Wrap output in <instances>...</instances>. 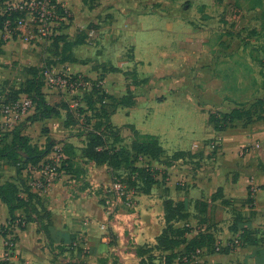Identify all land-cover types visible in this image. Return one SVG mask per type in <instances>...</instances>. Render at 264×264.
<instances>
[{
	"label": "rangeland",
	"instance_id": "rangeland-1",
	"mask_svg": "<svg viewBox=\"0 0 264 264\" xmlns=\"http://www.w3.org/2000/svg\"><path fill=\"white\" fill-rule=\"evenodd\" d=\"M8 3L0 2V13ZM94 5L99 7L93 16L84 11L90 18L89 25L64 34L84 44L73 49L77 63L71 68L59 58L62 46L56 45L55 38L48 42L33 39L29 43L20 34L16 40L12 36L6 39V45L10 43L19 51L25 46L38 52L39 58L48 53L50 64L43 67L44 80L46 71H50L54 79L70 75L83 80L86 88L80 90L44 88L49 98L62 100L75 110L85 105L81 100L91 89L89 80L100 84L112 96L107 118H104L110 127L107 140L111 146L118 144L125 151L124 161L120 166H112L114 169L86 161L82 151L90 143L91 125L82 117L80 124L72 126L68 131L69 143H73L76 151L70 154V148L67 149L71 173H66L48 191L41 192V196L38 194L40 198H33L40 210L32 205V216L29 217L37 222L39 249L35 255L32 253L25 258L28 255L21 252L23 232H18L13 264H27L36 256L59 264H86L102 245L106 249L100 255L104 257L101 261L106 263L108 257L115 259L113 264H119L116 230L121 231L123 242L131 237V231L140 241L151 242L165 227V198H173L174 203H185L186 195L192 189L200 188L195 181L196 175L203 170L222 166L247 169L246 194L252 191L249 188L252 179L258 188V192H253L254 203L264 186V137L254 140L256 133L264 132V0H98L91 2V6ZM66 7L63 8L68 18L57 36L75 25L74 11ZM28 30L37 35L33 24ZM55 52H58L56 57ZM12 53H16L14 60H4L0 64V95L8 89L20 88L25 82L21 69L29 61L19 58L15 51ZM122 97L136 99L134 110L120 106ZM233 112L240 117L225 122L222 115ZM211 115L215 121L211 122ZM26 119L18 128L27 126ZM10 137V132L0 128V141H8ZM44 141L40 135L39 145H44ZM223 141L226 144L237 142V148L233 150L235 160H225L228 152ZM57 145L62 147L60 143ZM147 146L156 157L139 165L161 173L158 185L146 195L144 186V194L138 193L134 207L117 203L111 192L113 181H127L133 154ZM242 153L247 155L242 156ZM178 158H184V162L178 164ZM8 165L11 164L5 161L0 169L6 178L11 174ZM173 166L181 173L175 180L165 168ZM256 172H260V178ZM230 174L235 181L236 172L232 170L227 175ZM59 183L65 188L55 191L57 201L54 217H51L47 204L42 201ZM208 187L206 182V188L202 190L204 198L209 194ZM21 192L28 190L22 188ZM80 194H85L87 199L83 212L72 207L76 196H82ZM95 196L105 203L103 211L107 219L103 222L84 213L95 212L91 201ZM238 204L241 203L235 201L228 207L229 211L224 210L230 214L228 217L221 209L214 208L203 217L192 212V219L186 224L172 223L169 227L193 231L189 233L190 237L196 232H204L220 246L217 253L222 254L225 249L230 253L237 252L243 244L233 251L228 247L234 242L235 234L229 239H219L218 235L227 232L235 223L231 208L238 209ZM185 206L187 210L189 207ZM6 226L9 227L8 222L0 223V258L5 244L2 228ZM59 227H64V235L54 233ZM255 230L259 240L264 241V226L257 224ZM175 236L182 243L187 242L181 232ZM144 252L143 256L147 252V257L155 259L156 263H167L165 252L155 249H144ZM206 255L202 251L193 256L195 260L191 264H213L205 261Z\"/></svg>",
	"mask_w": 264,
	"mask_h": 264
},
{
	"label": "crops",
	"instance_id": "crops-1",
	"mask_svg": "<svg viewBox=\"0 0 264 264\" xmlns=\"http://www.w3.org/2000/svg\"><path fill=\"white\" fill-rule=\"evenodd\" d=\"M58 3L60 4L61 7H64V8L68 6L71 10L74 11V14L76 17L74 27L73 28L71 27L67 31L63 32L62 36L65 37L64 40H62L59 43H56V45L60 44L62 46L61 49H59V52H60L59 58H61L62 62L65 65H67L66 67L71 68L72 65H76L74 63H77L76 61L77 59L73 55L74 54L73 49L75 47H79L84 44H81L77 40L75 41V39H73L72 37L68 38L64 34L82 30L83 27L89 25L91 21H89L88 19L90 18L86 17V14L84 11L85 10L88 11L90 15L93 16L95 14L93 12L97 10L100 4L97 6V8L90 9V7L85 3V0H60L58 1ZM28 21L31 22L32 19L29 18ZM2 35L5 36V39H8V40L10 39L9 35L0 33V36ZM70 46H71V49H69ZM11 47L12 45L10 43L4 46L3 55L0 57V64H2L4 60H6L7 62L14 60V56L16 55V53H12V51L17 52L19 58L20 57H22L23 59L27 58L29 62L27 64H24L21 69L22 72H24L23 76H24L25 81L33 79V75L31 73H27V69L36 68L39 74H41L43 73V67L50 64L49 62H47L48 60L47 56L49 55L48 53L47 55L41 56V58H39L37 56L39 55L38 52L35 53L33 51H30V49L25 46L20 51L17 50L16 47H12V49ZM54 54H55L54 57H56L58 52H55ZM64 56L66 57L63 58ZM53 60L55 59L53 58ZM44 93L46 94V100L49 106L57 107L61 105L62 103H64L62 102V100H54L56 98H49L50 96L47 95L45 90H44ZM135 105L136 103L134 104V106L128 107V109L134 110V107H136ZM120 106L127 108V106L125 105H120ZM71 127H72V124H70V122L68 121L66 111L60 109L59 114L54 118L45 119V120H42L36 123L28 122L27 126H25L24 128L23 127L19 128V129L23 135L28 136L30 138L31 145L38 147L40 150H46V148L51 145H53V148H54L57 144L60 143L62 144L63 147L68 146V148H70V151L74 152L76 151L75 146L73 145V143H69V140L71 139H69L70 135L68 134V131L70 130ZM40 135L45 138V141L43 143L44 145L42 146L39 145L38 143V139L40 138ZM263 137H264V132L256 133V135L254 136V140L258 138H263ZM7 142L11 143V138ZM223 144H226V142L223 141ZM71 145L73 147H71ZM236 145H237V142L236 143L234 142L233 144L224 145L225 151L228 152L225 156V160H228V161L235 160L236 157L234 156L233 150L237 148L235 147ZM82 154H83V151H82ZM85 159L86 161H89L87 158ZM89 162H91L95 166H98L96 163L92 161H89ZM175 167L176 166L165 167L168 170L167 174L171 176L172 180L177 179V177L181 174L175 170L176 169ZM1 168L3 167L0 166V169ZM7 169H9V172L11 173L9 178L2 176L3 171L0 170V185H5L7 183H14L19 187L20 185L17 180L16 169L11 165H8ZM232 170L233 172H236L237 174L235 181L233 179L234 178L233 175L231 174L230 176L227 175ZM246 170L243 167L232 168V167L222 166L221 168L220 167L210 168L207 171L203 170L199 172L198 175H196L197 180L195 181V183L198 184V187L200 188L192 189L191 193L189 195H186L187 198L185 197V204H187L189 208L184 213L188 214V218L182 221L174 220L170 223V225H172V223L186 224V222L189 219L190 220L192 219L190 217V214L192 212L193 213L195 212V214L203 217V216H206L207 213H209V211L214 208L221 209L222 213H225V215L228 217L230 216V214L227 212L230 209L228 207H231V204H233L235 201L241 203L237 205L238 209L235 208L234 210V207L231 208L233 210L232 212L233 215L235 214L234 215L235 223L232 225L231 229L227 227L228 230L224 234L220 235L219 233L218 235L220 236L219 239H222V238L229 239L232 237L233 234H235V232L238 229L248 227V229H250L255 234V237L258 239V241L256 242L255 240H249V242L245 244L241 250H238L237 252H233V253L232 252L230 253L229 251L224 252L222 254L213 253V252L208 251V249L205 248L204 250H202L204 253L207 254L205 261L211 262L213 264H234V263L235 264H264V241L259 240V236L256 235V232L258 231L255 230V225L257 224H262V226H264V221H263L264 220V186H262V191L257 197L258 199L257 203H249V198H248V195L246 194L247 188H248L249 174ZM259 174L260 172H256V175L260 178L261 175ZM206 177H208V179ZM205 179H207V181ZM206 182L209 184V187L207 188L209 194L204 198L202 196V190L204 189V187L206 188ZM62 188H65V187H63L59 183V185L53 187V189L49 191L47 197L45 198L46 200L42 201V203L47 204L46 208H47V211L51 214V217H54L53 209L56 207L55 205L57 201L55 191L62 189ZM80 195L82 196L80 197L76 196V199L74 200L72 204V207L77 208V209H82V212H83V204L86 203L87 199L84 196L85 194L84 195L80 194ZM167 200L173 201V198L167 197L165 198L164 203H163V219H164L165 227L158 233L157 237H155L151 242L146 243L145 241L144 242L140 241L137 237H135L136 233H134V231H131L130 232L131 237L128 238L126 242H123L122 234L120 233L121 231L116 230L117 244H119V246L117 247L118 261L120 262L119 264H161L160 262L156 263L155 259H151L150 257H147L148 256L147 253L145 254V256H143L141 254V251L144 249L157 250L158 238L161 237L165 229H167V212L165 210V205H164ZM91 201L95 208V212L93 211H89V213L84 212L85 215L90 216V218H94L97 222L105 221V219H107V216L103 211V206L105 204L104 201H101L99 197H96V196L94 200H91ZM202 202L207 205V210L205 212L202 211L201 206H198V203H202ZM33 205H35L36 208L37 209L39 208L38 210H40V207L36 202H33ZM192 205H193V210H191ZM29 210H19L15 214L23 218L26 217L27 215L32 216V210H33L32 206L29 208ZM224 210H227V211H224ZM10 218H11V213H10L8 206L0 199V223L8 222ZM92 224H94V222H92ZM59 229L54 230L53 228L54 233L59 236L61 234L64 235V232H65L64 227H59ZM192 232L193 231H191V233ZM197 233L198 232H196L195 235ZM195 235H192L190 237V234H187L186 238L188 240H191L192 237H194ZM39 238L40 237L38 235L37 222L32 220L28 223L26 230L23 232V237H22V242H21V252L28 255L25 258H28L29 255H32V253L34 255L37 253L35 251L39 249L38 247ZM185 247L186 245L182 246L176 252H184ZM105 249H106V246L104 245L97 248V252L93 255L92 259L85 263L86 264H113V261L115 259H112V258L106 257L105 258L106 263H104V261H101L104 257L100 255ZM38 253L40 254V252ZM166 254L169 255L170 253H166ZM193 256L195 257L196 254L191 255L188 258L186 257L183 258L185 261L184 264L185 263L191 264L194 259L192 258ZM29 260L30 261H28L27 264H59L57 262L56 263L52 262L51 259H45V258L38 257V256L34 258L31 257V259ZM107 260H110V263H107L108 262ZM63 264H71V263L66 262Z\"/></svg>",
	"mask_w": 264,
	"mask_h": 264
},
{
	"label": "trees",
	"instance_id": "trees-1",
	"mask_svg": "<svg viewBox=\"0 0 264 264\" xmlns=\"http://www.w3.org/2000/svg\"><path fill=\"white\" fill-rule=\"evenodd\" d=\"M6 1L9 0H0V2H4V4ZM97 1L98 0H85V3L90 7V9H94L98 5H94L95 7H92L91 2ZM22 16L24 15L19 12L9 11V6L5 5L4 12L0 15V33L4 34L8 22L13 24V22ZM11 28L14 30L15 25H12ZM12 38L16 40L18 38V34L13 33ZM64 38L65 37L63 36H57L55 43H59L60 41L64 40ZM6 43L7 40L4 39L3 35L0 36V57L3 55V48ZM27 73H31L33 75V79L25 81V83L18 89L11 88L0 95V104L2 101L5 103H14L19 99L20 95H27L33 101L36 107L35 113L27 119L29 123H36L45 119L54 118L59 114L60 109L66 111L68 121L70 124H72V126L79 124L77 112L79 115H85L87 123L91 125V129L89 130L91 140L89 145L83 151L84 157L89 161L96 163L98 166L106 165L109 168H113L112 166L122 165L124 161L122 157L124 156L125 151L120 148L118 144H114L113 146L109 144L110 142H108L107 136L110 127L109 124L106 123L108 120L104 122L109 101H112L111 95H109L101 86H98L97 83H94L91 92L85 93L83 97L85 106L80 107L77 112L74 111L68 103H62L57 107H51L47 103L46 94L44 93L45 81L43 78V73L39 74L36 68L27 69ZM134 100L135 99H127L122 97L119 104L132 107L135 104ZM88 113H90V115ZM237 114V112H233L231 114L226 113L222 115V118L225 120V122H231L240 117ZM94 119L95 121L93 123ZM210 120L211 122L215 121L213 115L210 116ZM10 135L11 143L3 140L0 141V166L5 161L10 163L11 166H13L17 171V180L20 186L18 187L14 183L0 185V199L8 206L10 210L11 218L9 219L8 223L14 224L22 219L20 229L22 232H24L28 223L32 221V218H30L29 215L24 218L19 217L15 213L19 210H29V208L33 205V198H40L38 194H34L32 192V189L27 183L24 172L25 170H28L29 167H38L52 152L53 145L47 147L46 150H40L38 147L31 145L30 138L23 135L19 128L15 129ZM67 149L68 146L64 147V152L68 157V160L66 161L67 165L63 168L66 173L70 174V168L72 164L70 161L71 158L67 154ZM70 154H72V152ZM141 157L154 160L156 155L152 154L148 146L142 147L139 151H136L131 159V175L126 178L127 181L125 179L121 180L131 188L137 189L139 193H143V188L146 186V191L144 192L146 195V193L149 194V191L158 185V176L161 173H158L157 170H153L150 167L140 166L139 161ZM180 160L184 161V158L177 159V161ZM165 178L166 177L163 176V179ZM22 188H26L28 192L22 193ZM248 198L249 203L255 202V199L252 198L250 192L248 193ZM164 205L167 212V229H165L163 235L158 238L157 250L170 253L167 255L168 257L166 258V264H176L178 259H183L185 257L188 258L191 255L196 254L198 250L202 251L205 248L210 252L217 253L216 241H214V239L212 240V237L206 235L204 232L200 231L194 237H192L191 240H188L186 236L191 232H186L184 229L183 231L175 230L172 229V227H169L170 223L174 220L182 221L188 218V214L184 213L187 211L185 210L186 206L184 202L174 203L172 200H167ZM198 206H201L202 211L204 212L207 210V205L203 202L198 203ZM22 223H25V225H22ZM179 232H181V235L183 234V238L187 240L186 243H182L179 237L175 236ZM235 235H239L243 246L247 244L249 240H255L256 242L258 241V239L255 237V234L250 229H248V227L238 229L235 232ZM207 236H209V238ZM205 239L209 240L205 241ZM185 245L186 247L184 252H176ZM227 251L229 250L225 249L222 252ZM144 253V250H142L141 254L144 255ZM0 264L10 263H3L0 261Z\"/></svg>",
	"mask_w": 264,
	"mask_h": 264
},
{
	"label": "built area",
	"instance_id": "built-area-1",
	"mask_svg": "<svg viewBox=\"0 0 264 264\" xmlns=\"http://www.w3.org/2000/svg\"><path fill=\"white\" fill-rule=\"evenodd\" d=\"M8 2L9 11L19 12L24 16L18 18L15 22H13V24L8 22L4 34L6 33L9 36H12L13 33H17L18 36L22 34V37H24V39L29 43L32 42L33 39L44 42H48L54 38L56 39L59 28H61L63 23H65L68 18L67 12L63 7L60 6L58 0H20L18 2L9 0ZM1 14H3V12H1L0 15ZM29 18L32 19L31 22L28 21ZM31 24L34 25V30H37V35H33V33L28 30ZM12 25H15L14 30H12L11 28ZM45 77V88L47 89L61 88L65 90L71 87L74 90H80L86 88V83H84V81L77 76L71 77L70 75H65L64 77H60L59 79H54L51 76V72L46 71ZM89 82L91 83V89H89V91H86L85 93L91 92L93 84L95 83L91 80H89ZM97 85L101 86L98 83ZM85 93L83 94V97ZM83 97L81 101H83ZM70 107L72 109L74 108L71 105ZM79 108L80 107H78L76 110H73L77 112ZM35 109V104L25 94L20 95L19 99L14 103H5L4 101H2L0 104V128H4L6 132H10L11 134L15 129L18 128V125L22 121H24V119H28L35 113ZM77 117L79 119V124L82 117L85 119V115H79L78 112ZM244 155H247V153ZM244 155L242 153V156ZM146 159L147 158L141 157L139 163ZM67 160L68 157L64 152V147L56 145L53 148L52 152L38 167H29L28 170H25V178L27 179V183L32 189V192H36L41 196V192L48 191L49 187H52L56 182H60V180H62V178H64L66 175V171L63 167L67 165ZM178 162L183 163L184 161L180 160ZM249 188L250 190H252L251 192H249L254 199L253 192H258V188L256 189L254 179H252ZM111 192L116 197L115 199L117 203H120L122 205L126 204L129 207L135 206V198L139 193L137 189L131 188L121 179H115V181H113L111 185ZM21 220L22 219L14 224L8 223L9 227L6 226L2 228V235L4 236L3 241L5 244L3 248V255L2 258H0V261L3 263L13 264L15 249L18 242L17 239H19L18 232H22L20 229V224L22 222ZM22 225H25V223H22ZM241 246L242 243L239 235L236 236L234 242L228 245L231 251ZM220 250V246L216 244V252ZM201 253L202 251L198 250L196 256L200 255ZM184 262V259H178L176 264Z\"/></svg>",
	"mask_w": 264,
	"mask_h": 264
}]
</instances>
